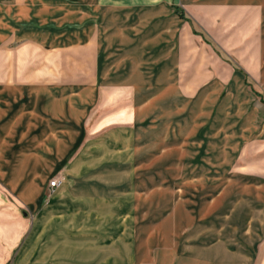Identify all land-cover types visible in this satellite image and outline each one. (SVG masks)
I'll return each mask as SVG.
<instances>
[{
	"label": "crops",
	"instance_id": "1",
	"mask_svg": "<svg viewBox=\"0 0 264 264\" xmlns=\"http://www.w3.org/2000/svg\"><path fill=\"white\" fill-rule=\"evenodd\" d=\"M77 58L87 76L58 78ZM20 65L33 74L10 72ZM263 99L264 0H0V264H121L119 252L57 244L58 209L78 196L91 210L107 177L89 166L96 151L107 163L135 156L155 110L244 111L259 128ZM56 176L65 191L46 202ZM225 260L200 252L173 264Z\"/></svg>",
	"mask_w": 264,
	"mask_h": 264
},
{
	"label": "rangeland",
	"instance_id": "2",
	"mask_svg": "<svg viewBox=\"0 0 264 264\" xmlns=\"http://www.w3.org/2000/svg\"><path fill=\"white\" fill-rule=\"evenodd\" d=\"M82 60L58 68L57 77L83 79L88 69L76 65ZM10 72L32 75L33 66H11ZM258 111L259 128H249L244 111L155 110L147 125L138 126L135 156L121 153V161L107 163L96 151L89 166L107 177L91 190V210L78 196L68 210L58 209V246L119 252L121 264H173L200 252H217L224 264H264V112ZM96 117L88 125L90 136ZM99 143L90 139V149ZM62 191L48 197L46 189L45 201Z\"/></svg>",
	"mask_w": 264,
	"mask_h": 264
},
{
	"label": "built area",
	"instance_id": "3",
	"mask_svg": "<svg viewBox=\"0 0 264 264\" xmlns=\"http://www.w3.org/2000/svg\"><path fill=\"white\" fill-rule=\"evenodd\" d=\"M62 181L60 179H53L49 182L48 188H47V195L50 197L59 187L61 186Z\"/></svg>",
	"mask_w": 264,
	"mask_h": 264
},
{
	"label": "trees",
	"instance_id": "4",
	"mask_svg": "<svg viewBox=\"0 0 264 264\" xmlns=\"http://www.w3.org/2000/svg\"><path fill=\"white\" fill-rule=\"evenodd\" d=\"M207 41V40H206ZM208 42V41H207Z\"/></svg>",
	"mask_w": 264,
	"mask_h": 264
}]
</instances>
